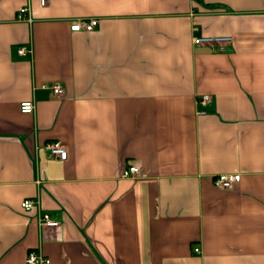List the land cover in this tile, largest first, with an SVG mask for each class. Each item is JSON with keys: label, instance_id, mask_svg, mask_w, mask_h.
Returning a JSON list of instances; mask_svg holds the SVG:
<instances>
[{"label": "crops", "instance_id": "0c3cea01", "mask_svg": "<svg viewBox=\"0 0 264 264\" xmlns=\"http://www.w3.org/2000/svg\"><path fill=\"white\" fill-rule=\"evenodd\" d=\"M219 172L239 178L219 188ZM33 248L46 264H264V0H0V264Z\"/></svg>", "mask_w": 264, "mask_h": 264}, {"label": "built area", "instance_id": "2783aa9c", "mask_svg": "<svg viewBox=\"0 0 264 264\" xmlns=\"http://www.w3.org/2000/svg\"><path fill=\"white\" fill-rule=\"evenodd\" d=\"M41 4L45 2V0H39ZM28 11V8L26 6H23L19 9L17 13V18L21 19L23 18V15ZM28 19H30L29 15L27 16ZM98 23V19L95 17L90 18H78L73 21V23L70 25L71 30H91L93 29ZM193 29H196L195 27ZM220 38L213 37V36H194L193 41L194 43H202V42H211V41H217ZM18 53H24L25 47L21 46L17 49ZM52 90L56 94H60L62 89L58 84L52 85ZM208 99V94H203L201 98V103H205V101ZM34 109V103L32 100H23L19 103V110L21 112L29 113L32 112ZM204 111H200V113H203ZM44 149L48 153V155L58 158V159H65L67 150L64 145V143L61 140H50L47 141L44 144ZM138 171V167L136 165H129L126 168L123 169L122 175L128 176L131 174H135ZM239 178V174L237 173H228V172H219L217 174H214L212 176V182L216 187L219 188H230L232 187V184L236 182ZM35 205V199L32 197H25L20 201V206L24 210H30ZM39 223L44 225H58L59 221L49 214L48 212H40L39 213ZM194 250L196 251L197 248L195 247ZM24 262L26 264H46L49 262V259L45 257L42 252L37 249L33 248L27 251L24 257Z\"/></svg>", "mask_w": 264, "mask_h": 264}]
</instances>
